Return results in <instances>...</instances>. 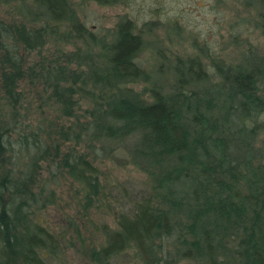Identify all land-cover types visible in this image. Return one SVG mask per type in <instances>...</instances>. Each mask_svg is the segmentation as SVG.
<instances>
[{
  "label": "trees",
  "instance_id": "trees-1",
  "mask_svg": "<svg viewBox=\"0 0 264 264\" xmlns=\"http://www.w3.org/2000/svg\"><path fill=\"white\" fill-rule=\"evenodd\" d=\"M35 1L41 27L14 34L0 21V97L10 111L0 118V264H59L61 245L41 215L56 202L57 178L71 179L83 208L91 206L96 151L115 144L154 161L159 175L146 199L116 215L115 230L102 227L105 242L88 250L90 261L111 264L133 250L144 264H264V56L249 51L237 65L210 59L211 72L198 57H176L164 89L138 65L143 39L128 19L97 47L67 0ZM248 1L261 9L264 37V0ZM44 36L88 41L75 62L85 68L69 69L78 51L29 66L7 42L32 51ZM24 79L42 82L62 116L59 127L50 124L55 138L20 114ZM141 81L151 84L147 98L131 86Z\"/></svg>",
  "mask_w": 264,
  "mask_h": 264
},
{
  "label": "rangeland",
  "instance_id": "rangeland-1",
  "mask_svg": "<svg viewBox=\"0 0 264 264\" xmlns=\"http://www.w3.org/2000/svg\"><path fill=\"white\" fill-rule=\"evenodd\" d=\"M74 14L93 37L97 47L101 42L110 43L117 24L129 20L134 32L143 39V48L138 53L137 63L156 85L167 89L172 84L171 65L176 57L200 58L202 65L211 72L209 60L237 65L240 57L248 52L264 56V37L259 25L262 23L258 5L248 0H67ZM44 8L35 0H0V21L14 34L24 26L26 29L41 27L46 20ZM63 30V28H62ZM42 39V38H41ZM39 39V40H41ZM42 43L32 51L21 41L11 42L27 65L37 63H63L65 57L78 51L69 69H84L81 62L88 41L82 44L78 39L56 41L44 36ZM97 51V48H94ZM37 66V67H38ZM150 82L132 84L133 90L147 98ZM22 106L20 114H26V122L46 129L44 136H53V126L61 124L59 111L43 92V83L35 79L22 82ZM82 107H86L83 103ZM9 109L2 105L0 97V118H7ZM53 123V126L50 124ZM57 127H59L57 125ZM56 134V133H55ZM264 144V135L258 142ZM93 162L98 169L99 194L91 206L83 208L81 189L71 179L58 177L55 186V203L42 211L45 222L56 235L62 248L63 259L59 264H94L88 250L104 244L103 226L115 230L116 215L125 212L146 199L159 175H153L154 161L130 156L116 144L105 155L96 151ZM43 176H49L47 171ZM189 181L179 183L181 193L188 191ZM155 199H153V202ZM174 252L173 248H169ZM135 251L127 250L111 259V264H144ZM193 260L182 259L178 264H192Z\"/></svg>",
  "mask_w": 264,
  "mask_h": 264
}]
</instances>
